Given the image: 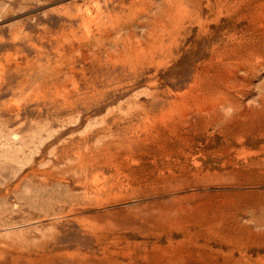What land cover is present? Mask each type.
<instances>
[{"label":"rangeland","instance_id":"rangeland-1","mask_svg":"<svg viewBox=\"0 0 264 264\" xmlns=\"http://www.w3.org/2000/svg\"><path fill=\"white\" fill-rule=\"evenodd\" d=\"M0 264H264V0H0Z\"/></svg>","mask_w":264,"mask_h":264}]
</instances>
